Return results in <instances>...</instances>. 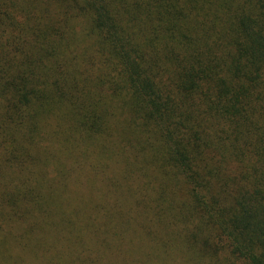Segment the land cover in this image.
I'll return each instance as SVG.
<instances>
[{"label":"trees","instance_id":"obj_1","mask_svg":"<svg viewBox=\"0 0 264 264\" xmlns=\"http://www.w3.org/2000/svg\"><path fill=\"white\" fill-rule=\"evenodd\" d=\"M0 264H264V0H0Z\"/></svg>","mask_w":264,"mask_h":264}]
</instances>
